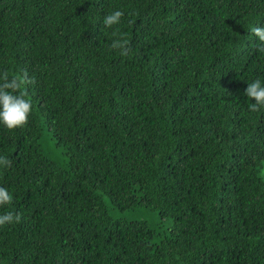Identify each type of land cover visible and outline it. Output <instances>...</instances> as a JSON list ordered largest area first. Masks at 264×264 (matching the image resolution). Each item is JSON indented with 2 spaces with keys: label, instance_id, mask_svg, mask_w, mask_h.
<instances>
[{
  "label": "trees",
  "instance_id": "trees-1",
  "mask_svg": "<svg viewBox=\"0 0 264 264\" xmlns=\"http://www.w3.org/2000/svg\"><path fill=\"white\" fill-rule=\"evenodd\" d=\"M254 26L264 0H0V73L33 81L0 123V264H264Z\"/></svg>",
  "mask_w": 264,
  "mask_h": 264
},
{
  "label": "clouds",
  "instance_id": "clouds-1",
  "mask_svg": "<svg viewBox=\"0 0 264 264\" xmlns=\"http://www.w3.org/2000/svg\"><path fill=\"white\" fill-rule=\"evenodd\" d=\"M124 12L120 10L112 11L106 14L103 18V23L106 27L119 25ZM251 33L259 38L257 45L258 51L264 52V27L254 26ZM114 37L111 47L118 49L120 55L127 56L130 51V42L125 33L117 29L113 32ZM26 71L21 74L9 77L7 71L0 73V123H3L9 130L17 127H23L27 124L32 111V103L27 99V92L24 90L26 85L31 83ZM250 100H255V103L249 105L252 112H257L264 108V84L260 79H256L248 84L244 93ZM11 162L0 156V166L9 167ZM13 200L11 193L4 187H0V206L10 204ZM21 220L19 214L5 212L0 214V226L6 224L18 223Z\"/></svg>",
  "mask_w": 264,
  "mask_h": 264
}]
</instances>
